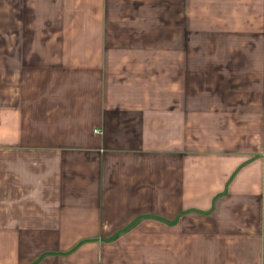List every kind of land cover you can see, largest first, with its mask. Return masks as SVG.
<instances>
[{"label": "crops", "instance_id": "crops-1", "mask_svg": "<svg viewBox=\"0 0 264 264\" xmlns=\"http://www.w3.org/2000/svg\"><path fill=\"white\" fill-rule=\"evenodd\" d=\"M0 264H264V0H0Z\"/></svg>", "mask_w": 264, "mask_h": 264}]
</instances>
